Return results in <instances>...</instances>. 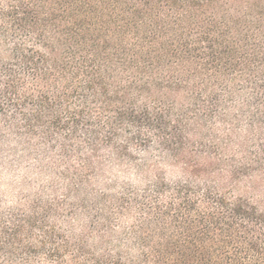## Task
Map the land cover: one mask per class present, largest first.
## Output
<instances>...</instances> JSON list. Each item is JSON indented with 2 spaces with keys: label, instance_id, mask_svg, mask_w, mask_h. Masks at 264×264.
Masks as SVG:
<instances>
[{
  "label": "trees",
  "instance_id": "1",
  "mask_svg": "<svg viewBox=\"0 0 264 264\" xmlns=\"http://www.w3.org/2000/svg\"><path fill=\"white\" fill-rule=\"evenodd\" d=\"M0 119L75 187L103 151L178 170L1 218L0 264H264V0H0Z\"/></svg>",
  "mask_w": 264,
  "mask_h": 264
},
{
  "label": "rangeland",
  "instance_id": "2",
  "mask_svg": "<svg viewBox=\"0 0 264 264\" xmlns=\"http://www.w3.org/2000/svg\"><path fill=\"white\" fill-rule=\"evenodd\" d=\"M3 121L0 119V219L30 213L35 203L37 206L49 203L54 208L52 220L69 215L74 205L77 207L75 218L83 223L98 199L102 207V200L107 196L114 200L120 193L143 190L158 172L168 179H175L178 173L155 149L133 150L131 159L122 162L103 151L97 157L95 168L82 173L89 180L75 187L72 181L78 162L74 158L67 160L58 150H47L39 140L31 141L11 131ZM259 184L256 193L264 196V180ZM241 190L251 194L243 185ZM80 222L76 221L77 231L82 225Z\"/></svg>",
  "mask_w": 264,
  "mask_h": 264
}]
</instances>
